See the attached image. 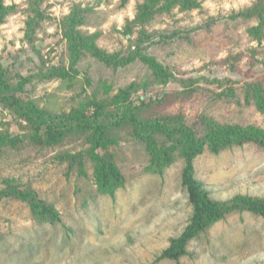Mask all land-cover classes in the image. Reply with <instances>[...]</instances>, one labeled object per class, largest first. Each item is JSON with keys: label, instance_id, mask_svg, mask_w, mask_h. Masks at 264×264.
I'll list each match as a JSON object with an SVG mask.
<instances>
[{"label": "rangeland", "instance_id": "1", "mask_svg": "<svg viewBox=\"0 0 264 264\" xmlns=\"http://www.w3.org/2000/svg\"><path fill=\"white\" fill-rule=\"evenodd\" d=\"M5 1L18 5V12L0 26V60L11 71L13 83L24 85L20 95L41 107L62 113L84 103L92 111L94 102H110L122 87L152 76L145 62L149 57L176 79L141 89L133 95L135 101L179 91L180 78H193V96L161 109L160 114L182 111L190 123L206 114L225 125L264 128V111L246 100L249 82L264 87V38L259 42L249 33L261 19L243 15L255 4L264 6V0H201L197 9L175 8L143 26L133 20L145 0H130L126 5L122 0ZM33 2L49 18L35 33L32 46L25 35ZM74 4L91 11L82 30L96 33L98 45L118 60L108 64L89 57L70 75L41 80L42 73L70 64L62 26ZM0 130L19 136L30 133L1 107ZM87 147L74 141L41 148L27 141L6 150L0 159V188L7 178L32 186L56 205L62 220L37 223L27 203L1 200L0 264H177L157 257L171 238L182 234L193 212L182 186L185 160L178 157L162 175L147 173L146 144L124 133L109 150L125 183L113 194H99L90 161L83 175L58 157ZM194 166L197 179L216 199L237 194L264 197V148L260 146L248 143L218 154L207 151L194 160ZM187 250L181 264H264V218L250 212L231 213L191 240Z\"/></svg>", "mask_w": 264, "mask_h": 264}, {"label": "trees", "instance_id": "2", "mask_svg": "<svg viewBox=\"0 0 264 264\" xmlns=\"http://www.w3.org/2000/svg\"><path fill=\"white\" fill-rule=\"evenodd\" d=\"M130 0H122L126 5ZM201 0H145L138 7L133 20L134 25H145L158 16L175 8L182 11L197 9ZM31 15L26 24V38L33 46L35 33L49 18L48 14L31 3ZM18 12V5L7 4L0 0V26L6 18ZM91 11L80 4H74L63 18L62 35L66 40L70 56L67 67H55L42 73L41 80H54L70 75L76 66L92 57L108 64L118 60V56L109 54L98 43L96 33L82 30L90 17ZM246 18L259 15L258 25L249 28L253 40L261 42L264 38V6L255 4L243 12ZM150 64L152 76L146 80L134 81L122 87L110 102L82 103L70 112L54 113L41 107L34 99L20 95L24 85H15L11 71L0 60V107L10 111L14 117L30 130L28 135H14L9 130H0V159L9 148H18L27 141L41 147L53 148L69 142L88 145L77 152L59 153L68 167L77 166L79 172L87 174V162L93 165V175L99 194H113L125 183V175L118 165L111 146L123 138V134L146 144L148 163L145 172L162 175L164 170L178 157L185 160L182 172V186L186 189L193 212L185 230L178 237L171 238L170 245L157 259H170L180 263L188 254L189 242L205 232L213 224L223 220L234 212H250L264 218V197L237 194L229 199H216L211 196L203 182L197 179L194 160L204 152L218 154L223 150L252 143L264 148V128L256 125L222 124L213 116L201 114L190 123L181 111L177 114H160L159 111L179 101H186L195 93V79H179L183 88L176 92L164 93L146 101H135L133 95L141 89L148 90L152 84H164L175 75L154 58H145ZM247 102L253 100L264 111V87L257 82H249ZM142 99V97H141ZM92 102V103H93ZM93 105V104H92ZM5 199L20 200L28 204L32 217L37 223L55 224L62 220L61 212L55 204L41 196L38 190L21 183L16 178L4 180L0 188V201Z\"/></svg>", "mask_w": 264, "mask_h": 264}]
</instances>
